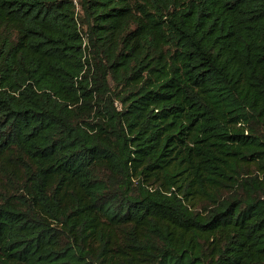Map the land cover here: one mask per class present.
Returning <instances> with one entry per match:
<instances>
[{
	"label": "trees",
	"instance_id": "obj_1",
	"mask_svg": "<svg viewBox=\"0 0 264 264\" xmlns=\"http://www.w3.org/2000/svg\"><path fill=\"white\" fill-rule=\"evenodd\" d=\"M0 264H264V0H0Z\"/></svg>",
	"mask_w": 264,
	"mask_h": 264
}]
</instances>
